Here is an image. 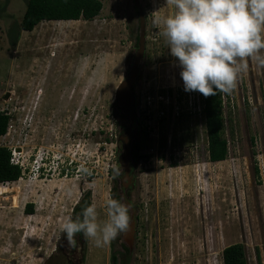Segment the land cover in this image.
Listing matches in <instances>:
<instances>
[{
    "label": "rangeland",
    "instance_id": "rangeland-1",
    "mask_svg": "<svg viewBox=\"0 0 264 264\" xmlns=\"http://www.w3.org/2000/svg\"><path fill=\"white\" fill-rule=\"evenodd\" d=\"M98 1L92 20L41 22L12 48L7 31L21 21L25 2L0 0V112L11 118L0 147L23 172L0 184V264H111L112 252H121L122 234L98 248L79 234L69 247L59 232L85 192L101 223L111 190L121 192L117 140L129 122L115 91L137 49L138 13L134 0ZM139 1L146 40L134 97L184 90L163 25L154 24L172 6ZM248 63L222 96L225 161H208L202 114L139 123L135 190L126 195L136 219L129 264H223L222 251L234 244L245 246L248 264H257L258 248L264 264V70Z\"/></svg>",
    "mask_w": 264,
    "mask_h": 264
},
{
    "label": "clouds",
    "instance_id": "clouds-1",
    "mask_svg": "<svg viewBox=\"0 0 264 264\" xmlns=\"http://www.w3.org/2000/svg\"><path fill=\"white\" fill-rule=\"evenodd\" d=\"M167 4L173 8L171 15L155 17L154 24L163 25L162 35L177 59L185 92L205 97L231 94L249 60L264 70V0H167ZM120 174L115 172L116 177ZM103 207L107 219L102 223L94 203L62 220L59 232L69 247L76 246L78 234L102 248L131 230L129 204L109 196Z\"/></svg>",
    "mask_w": 264,
    "mask_h": 264
},
{
    "label": "trees",
    "instance_id": "trees-1",
    "mask_svg": "<svg viewBox=\"0 0 264 264\" xmlns=\"http://www.w3.org/2000/svg\"><path fill=\"white\" fill-rule=\"evenodd\" d=\"M25 12L21 21L10 27L7 31L10 46L14 48L19 40L22 31L31 32L41 22L50 21H90L101 12L102 5L98 0H24ZM5 7L0 9V18ZM138 35L135 37V47L137 48ZM201 94V93H200ZM223 93L215 96L205 97L201 94L203 103L202 114L204 117V127L207 137L208 161L219 163L226 160L228 155V144L225 139V124L223 118ZM118 111V108H116ZM124 119V116H120ZM10 116L0 112V137L7 133ZM23 174L20 166L12 161V152L7 147H0V184L17 181ZM258 175V169L255 168ZM116 183V181H114ZM112 198L120 200L121 196L117 186L111 190ZM90 192H85L73 210L74 217L81 210L90 205ZM32 205L26 206V211H31ZM32 214V212H30ZM121 252H112L111 264H129L131 253L123 244H120ZM257 264H262L259 249H255ZM119 255V257H118ZM223 264H248L245 246L234 244L226 247L222 251Z\"/></svg>",
    "mask_w": 264,
    "mask_h": 264
},
{
    "label": "water",
    "instance_id": "water-1",
    "mask_svg": "<svg viewBox=\"0 0 264 264\" xmlns=\"http://www.w3.org/2000/svg\"><path fill=\"white\" fill-rule=\"evenodd\" d=\"M134 8L138 13V42L137 49L133 55L127 78L123 80L115 91V102L122 113V115L128 120L129 125L125 136L120 135L118 142L123 145L122 154L118 157V164L122 168V173L119 176L121 183V190L133 187V174H132V139L133 133L137 124V115L135 113V97L134 89L138 82L140 75V66L143 62L145 55V40H146V19L144 12L140 6L139 0H134ZM7 98V96L5 97ZM19 152V151H17ZM127 177V180L124 178ZM131 217V230L128 233H122L121 239L123 244L129 249L130 252L133 250L134 237H135V218L133 213Z\"/></svg>",
    "mask_w": 264,
    "mask_h": 264
},
{
    "label": "built area",
    "instance_id": "built-area-1",
    "mask_svg": "<svg viewBox=\"0 0 264 264\" xmlns=\"http://www.w3.org/2000/svg\"><path fill=\"white\" fill-rule=\"evenodd\" d=\"M135 102L137 117L145 125L150 123L158 125L164 121L179 119L183 114L193 115L197 112L201 115L203 110L201 94L196 91L178 90L177 92H170L169 90H159L155 96L143 95L141 100L136 98Z\"/></svg>",
    "mask_w": 264,
    "mask_h": 264
},
{
    "label": "flooded vegetation",
    "instance_id": "flooded-vegetation-1",
    "mask_svg": "<svg viewBox=\"0 0 264 264\" xmlns=\"http://www.w3.org/2000/svg\"><path fill=\"white\" fill-rule=\"evenodd\" d=\"M135 101H136V97H135ZM135 108H136V102H135ZM135 113H136V109H135ZM137 115V114H136ZM125 118V117H124ZM126 119V118H125ZM125 121H128L127 119L125 120ZM139 123H140V120L138 119V117H137V124H136V128H135V130H134V133H133V137L135 136V134H136V131H137V129L139 128ZM127 129H128V127L125 129V131H124V133H120V135H123V136H125V134H126V132H127ZM119 135V136H120ZM119 138V137H118ZM118 142V141H117ZM120 145H121V143L120 142H118ZM133 144V143H132ZM132 158H133V154H132ZM134 161V160H133ZM136 166H135V164H132V174H133V178H134V181H133V187H129V188H127V189H122V190H120L121 192L119 193L120 194V196L122 197V199H123V197L125 198L126 197V195H127V197H130V193L131 192H133L134 190H135V183H136ZM118 179H119V177H118ZM117 179V180H118ZM122 191L123 192H125V194H123L122 193ZM126 197V198H127ZM124 200V199H123ZM127 200H129L128 198H127ZM127 204V203H126ZM128 204L130 205V206H132V202H131V200H129V202H128ZM133 207V206H132ZM131 253V252H130Z\"/></svg>",
    "mask_w": 264,
    "mask_h": 264
},
{
    "label": "bare ground",
    "instance_id": "bare-ground-1",
    "mask_svg": "<svg viewBox=\"0 0 264 264\" xmlns=\"http://www.w3.org/2000/svg\"><path fill=\"white\" fill-rule=\"evenodd\" d=\"M69 22H71V21H69ZM0 188H1V187H0ZM3 190H4V189H3ZM0 191L2 192V189H0ZM1 192H0V195H2V194L4 193V192H2V193H1ZM5 193H6V192H5Z\"/></svg>",
    "mask_w": 264,
    "mask_h": 264
}]
</instances>
